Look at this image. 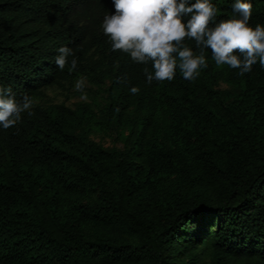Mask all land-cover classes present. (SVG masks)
I'll return each instance as SVG.
<instances>
[{"label":"trees","instance_id":"trees-1","mask_svg":"<svg viewBox=\"0 0 264 264\" xmlns=\"http://www.w3.org/2000/svg\"><path fill=\"white\" fill-rule=\"evenodd\" d=\"M210 2L209 27L234 17L235 0ZM246 2L264 25V0ZM112 12V0H0V85L18 102L107 82L97 110L34 103L0 126V264H264V66L241 76L206 49L196 80L177 69L148 84L151 63L104 35ZM61 47L73 52L63 70ZM104 130L121 149L90 139Z\"/></svg>","mask_w":264,"mask_h":264},{"label":"clouds","instance_id":"clouds-1","mask_svg":"<svg viewBox=\"0 0 264 264\" xmlns=\"http://www.w3.org/2000/svg\"><path fill=\"white\" fill-rule=\"evenodd\" d=\"M114 12L105 15L102 22L104 35L109 38L113 51L130 56L133 62L147 65L146 81L163 82L175 79L179 69L185 80L194 81L201 69L208 67L205 50H211V58L219 66L238 69L243 76L252 71L254 64L264 66V25H250L252 4L235 0L234 17L209 27L217 16V8L210 0H112ZM184 16H190L187 23ZM187 40L195 41L198 54L188 46ZM73 52L61 47L56 65L63 70ZM69 71L77 67L71 60ZM84 81L76 83L75 89L83 93ZM132 94L139 88L132 87ZM86 100L87 95L81 96ZM34 100L24 95L17 101L11 87L0 85V126L8 129L17 125L24 113L33 115Z\"/></svg>","mask_w":264,"mask_h":264},{"label":"rangeland","instance_id":"rangeland-1","mask_svg":"<svg viewBox=\"0 0 264 264\" xmlns=\"http://www.w3.org/2000/svg\"><path fill=\"white\" fill-rule=\"evenodd\" d=\"M83 80V93L75 89L78 81ZM107 82L101 85H95L89 82L85 77L77 78L72 82H62L60 84L50 85L42 89V94L39 95L34 103L47 105L53 103H63L69 107H74L76 103L88 102L94 109H99L107 101L106 94ZM217 88L226 89L228 86L220 83ZM86 94L87 99H81V96ZM90 139L98 143L104 148L121 149L123 144L114 130H104L94 132Z\"/></svg>","mask_w":264,"mask_h":264}]
</instances>
